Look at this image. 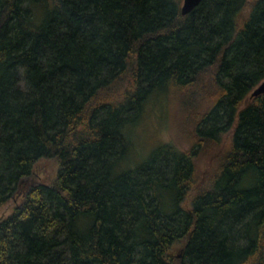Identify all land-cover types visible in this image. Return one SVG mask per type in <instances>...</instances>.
<instances>
[{
	"label": "trees",
	"instance_id": "16d2710c",
	"mask_svg": "<svg viewBox=\"0 0 264 264\" xmlns=\"http://www.w3.org/2000/svg\"><path fill=\"white\" fill-rule=\"evenodd\" d=\"M181 1L0 0V264H264V0Z\"/></svg>",
	"mask_w": 264,
	"mask_h": 264
},
{
	"label": "rangeland",
	"instance_id": "374dc122",
	"mask_svg": "<svg viewBox=\"0 0 264 264\" xmlns=\"http://www.w3.org/2000/svg\"><path fill=\"white\" fill-rule=\"evenodd\" d=\"M173 110L174 107L170 103V98L168 102L164 101L158 105L147 107L144 113V118L135 132L139 143V148L137 147V149H140L136 150L137 153L141 151L142 154H145L154 145H159L160 143H167L172 140L173 132L170 127V119ZM183 139L184 140L181 141H183V143H187V139ZM210 157L211 154L208 155L206 159H204L200 163V175L202 178L205 176V171L207 169L208 164L210 163ZM56 172L57 166L54 161H39L34 167L33 177L30 180L28 179L25 185L23 182L22 188H20L18 193H15L11 201L0 208V220L10 215L15 206L21 205L24 199L25 191L29 188L30 185L37 182L49 185L56 177ZM201 181L203 180L198 178L197 182L199 183Z\"/></svg>",
	"mask_w": 264,
	"mask_h": 264
},
{
	"label": "water",
	"instance_id": "95a60500",
	"mask_svg": "<svg viewBox=\"0 0 264 264\" xmlns=\"http://www.w3.org/2000/svg\"><path fill=\"white\" fill-rule=\"evenodd\" d=\"M202 0H182L180 13L182 16L189 14L194 8H196ZM264 95V80L252 91L250 98L259 97Z\"/></svg>",
	"mask_w": 264,
	"mask_h": 264
}]
</instances>
